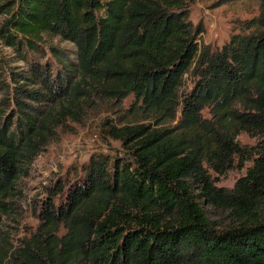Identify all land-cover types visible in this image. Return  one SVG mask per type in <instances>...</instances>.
<instances>
[{"label": "trees", "instance_id": "obj_1", "mask_svg": "<svg viewBox=\"0 0 264 264\" xmlns=\"http://www.w3.org/2000/svg\"><path fill=\"white\" fill-rule=\"evenodd\" d=\"M194 1L0 0L7 45L38 50L48 35L76 47L73 59L51 47L62 66L54 75L33 68L43 92L20 89L56 97L48 110L18 101L19 112L0 114V227L27 167L95 99L133 96L131 115L156 120L113 127L128 155H94L75 185L53 189L19 248L0 234V264H264V1L246 21L253 32L218 49L201 43ZM188 73L195 84L181 94ZM242 132L258 144L242 145ZM253 150L233 188L214 183L210 169L226 174Z\"/></svg>", "mask_w": 264, "mask_h": 264}, {"label": "rangeland", "instance_id": "obj_2", "mask_svg": "<svg viewBox=\"0 0 264 264\" xmlns=\"http://www.w3.org/2000/svg\"><path fill=\"white\" fill-rule=\"evenodd\" d=\"M264 0H195L190 4V19L194 25L204 28L201 43L211 45L214 49L221 48L232 35L251 33L253 29L246 28V21L258 16ZM1 19V18H0ZM57 47L66 52L72 59L76 47L60 37L45 36L38 50L14 48L0 38V114L5 119L16 114L18 101L27 110H48L54 100H35L20 93V89H41L40 84H32L33 68L40 69L50 66L52 75L57 73L61 64L53 55L52 48ZM194 76L186 74L180 89L181 94L191 91L194 87ZM44 99V98H43ZM134 101L130 96L121 103L115 100H100L88 105L78 119L68 118L56 128L55 137L43 147L34 162L27 167L24 176L19 180L18 196L13 200L12 209L4 216L0 227L1 238L5 239L6 249L14 251L19 248L26 238L37 229L39 213L43 202L50 197L51 191L58 186L65 190L75 185L83 177L84 170L90 158L94 155H106L113 161L122 160L128 155L124 142L112 135L113 127H121L137 122L155 124V119H146L143 114L134 118L129 112ZM210 118L209 108L203 111ZM180 111L178 112V118ZM178 120V119H177ZM176 121L170 122L174 125ZM238 141L245 146L253 147L259 139L242 132ZM253 157L244 159L237 156L236 163L226 174H219L210 169L214 183L220 187L233 188L239 178L246 175L253 166ZM242 163V164H241ZM65 192L54 200L64 201Z\"/></svg>", "mask_w": 264, "mask_h": 264}]
</instances>
